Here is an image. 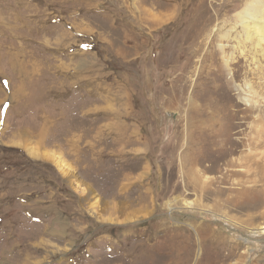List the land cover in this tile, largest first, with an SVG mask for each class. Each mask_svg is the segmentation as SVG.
Instances as JSON below:
<instances>
[{
    "label": "rangeland",
    "instance_id": "374dc122",
    "mask_svg": "<svg viewBox=\"0 0 264 264\" xmlns=\"http://www.w3.org/2000/svg\"><path fill=\"white\" fill-rule=\"evenodd\" d=\"M232 3L0 0V264H264V56Z\"/></svg>",
    "mask_w": 264,
    "mask_h": 264
},
{
    "label": "bare ground",
    "instance_id": "6f19581e",
    "mask_svg": "<svg viewBox=\"0 0 264 264\" xmlns=\"http://www.w3.org/2000/svg\"><path fill=\"white\" fill-rule=\"evenodd\" d=\"M232 1H233V3H232L231 7L234 10L232 13H234L235 11L236 12L232 16H229L230 17L229 19L226 18L227 19L226 21L239 22L240 27L235 29V32H234L236 34L235 38L243 37L245 40H248L249 42H251L249 50L253 53V55L264 56V0H232ZM16 3L20 5L22 3V0H16ZM226 4H228V3H226ZM220 6L218 8H220V10H221ZM220 10H219V12H224V11L226 12V9H223L222 11H220ZM230 10H232V9H230ZM227 12H229V11H227ZM226 13H225V15H226ZM10 15H11V17H13V19L16 22H19L18 18H22L19 15V13H17V12L15 13L14 11H11ZM219 15H221V13L216 14L217 17ZM223 21H225V20H223ZM208 26H209L208 21L206 24L204 22V25L198 31V35H200L202 37L206 36L208 34V30H209ZM212 30L217 31V29H212ZM221 33H222V37L229 36V32H226V30L225 31L220 30L218 32V34H216V35L219 36V34H221ZM226 38H228V37H226ZM219 47H220L219 49H221V46H219ZM15 53H17V52H15ZM9 54H10V51H9ZM19 55L21 56V54H19ZM17 56H16V58H17ZM12 58H13V56L8 57L9 64H11V63L13 64L12 60L14 58L13 59ZM15 61H16V59H15ZM254 61H257V59L254 58ZM5 98L3 100V103L5 102ZM243 100L248 104V100L245 97L243 98ZM203 117H204V121H207L209 123V127L212 126V123H213V126L215 125L216 122H213V121H215L213 114H210V115L208 114L206 116L203 115ZM202 129H203L202 126H198V130H202ZM210 134H211V131H210ZM229 148H231V147H229ZM260 229L262 232H264V225Z\"/></svg>",
    "mask_w": 264,
    "mask_h": 264
},
{
    "label": "crops",
    "instance_id": "0c3cea01",
    "mask_svg": "<svg viewBox=\"0 0 264 264\" xmlns=\"http://www.w3.org/2000/svg\"><path fill=\"white\" fill-rule=\"evenodd\" d=\"M23 81H24V80H23ZM23 81H22V82H23ZM21 84H22V83H20V85H21Z\"/></svg>",
    "mask_w": 264,
    "mask_h": 264
}]
</instances>
